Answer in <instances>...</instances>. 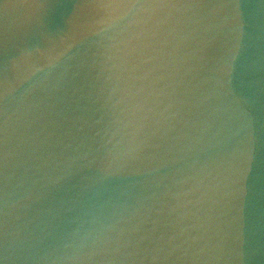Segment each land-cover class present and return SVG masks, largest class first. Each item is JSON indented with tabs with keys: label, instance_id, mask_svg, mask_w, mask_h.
<instances>
[{
	"label": "water",
	"instance_id": "1",
	"mask_svg": "<svg viewBox=\"0 0 264 264\" xmlns=\"http://www.w3.org/2000/svg\"><path fill=\"white\" fill-rule=\"evenodd\" d=\"M0 264H264V0H0Z\"/></svg>",
	"mask_w": 264,
	"mask_h": 264
}]
</instances>
